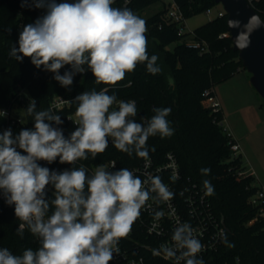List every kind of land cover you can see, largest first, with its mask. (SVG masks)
<instances>
[{"label":"clouds","instance_id":"obj_1","mask_svg":"<svg viewBox=\"0 0 264 264\" xmlns=\"http://www.w3.org/2000/svg\"><path fill=\"white\" fill-rule=\"evenodd\" d=\"M32 3L44 14L23 26L18 47H10L9 57L17 62L29 58L65 88L87 71L96 85L104 87L73 99L75 119H69L76 127L67 137L58 127L64 123L58 111L38 110L34 99L24 109L34 122L32 128H22L16 135L11 128L0 132V195L14 206L21 222L16 235L24 239L26 229L39 245L19 254L0 246V264H111L120 255V241L130 235L142 212L150 211L153 220L160 221L165 212L159 206L173 200L175 193L159 175L146 173L141 178L126 167L116 168L115 162L111 168L99 165L89 172L78 162L95 159L110 143L128 157L148 160L149 138L174 135L170 107H154L150 118L137 120L136 101L118 99L112 91L138 65L151 75L160 74L159 57L149 55L146 20L127 6H114L116 0ZM262 24L259 16H251L237 35L236 46L246 48L251 33ZM228 26L240 27V21L229 20ZM65 66L69 70L61 74ZM168 82L174 84L171 77ZM6 115L0 111V117ZM40 161L71 167L57 171ZM200 171L208 175L211 169ZM170 179L175 182L178 176ZM203 190L206 196L215 194L209 180L203 181ZM150 201L159 210L152 209ZM217 235L222 244L234 247L224 230ZM204 250L196 229L185 221L177 222L170 242L153 249V255L174 264H205L200 255Z\"/></svg>","mask_w":264,"mask_h":264},{"label":"trees","instance_id":"obj_2","mask_svg":"<svg viewBox=\"0 0 264 264\" xmlns=\"http://www.w3.org/2000/svg\"><path fill=\"white\" fill-rule=\"evenodd\" d=\"M159 1L164 3V0H116L114 6H127L139 13ZM172 2L179 7L183 19L173 21L167 18L171 2L145 19L148 52L150 56L155 54L159 57L157 63L162 72L151 75L144 65H138L112 91L118 99L136 101L137 120L150 118L154 107H170L168 119L175 129L174 135L165 139L159 136L149 138V156L160 162L167 152L172 151L178 158L184 180L201 186L204 180H209L214 186L215 194L211 196L213 207L225 221L228 241L234 247L222 244L204 260L205 264H237L236 258L240 259L239 264H264V218L259 217L250 223L259 215V209L250 203V197L260 187L255 177L245 172L242 155L232 157L231 144L237 140L224 127L222 108L213 110L203 102L206 90H209L208 95H215L216 83L232 77L244 67L238 52L233 49L227 14H218L192 32L180 33L181 24L187 18L217 3L215 0ZM22 3L24 0H0V109L10 102V95L20 86L33 94L38 110L49 108V101L55 94L74 99L84 91L93 88L99 91L104 87L96 85L91 72L87 71L76 75L73 84L65 88L53 79V73L43 67H35L29 58L17 62L9 57L10 47H18L23 26L44 14L43 9L33 6L32 0H27L23 7ZM254 8L264 19V0H259ZM189 35L194 43L200 45L190 44ZM173 42H176L174 49H169L168 45ZM60 72L63 74V69ZM169 77L174 84L168 82ZM75 108L72 101L70 108L64 109L62 114L74 112ZM5 123V118L0 117V132ZM153 147L154 152L151 151ZM112 160H115L116 168L130 169L144 159L128 157L109 144L105 153L78 164L83 163L92 172V168L105 166ZM47 167L56 169L55 164ZM203 168L211 169L210 174H202L200 170ZM240 172L244 173L240 175ZM18 229H21V222L15 216L14 206L0 201V246L17 254L24 248L39 246L26 229L24 239H20L16 235ZM147 256L149 264H171L156 256Z\"/></svg>","mask_w":264,"mask_h":264},{"label":"built area","instance_id":"obj_3","mask_svg":"<svg viewBox=\"0 0 264 264\" xmlns=\"http://www.w3.org/2000/svg\"><path fill=\"white\" fill-rule=\"evenodd\" d=\"M248 1L254 7L259 0ZM224 13V9L220 10L219 15ZM167 18L173 21L183 19V15L176 3L171 2ZM183 32L185 31L182 25L180 33ZM191 43L197 46L200 45V43H194V41H190V44ZM202 49H205V46H203ZM62 69L63 71H67L69 70V66H65V68ZM35 76H37V74ZM208 94L209 90H206L204 92V104L207 103V106L213 110L220 109L221 105L216 96ZM30 99L36 101L33 94H30L28 89L22 86L17 88V90L10 95V102L0 109V111L7 113L4 117L6 123L3 130L11 128L13 135H16L22 128L33 127L34 122L25 115L24 110L28 106ZM72 101V98L62 94L53 95L49 101V107L58 111V114L64 121V123L58 127L63 129L66 136L74 131L76 127L75 123L72 121L75 119V111L62 114L64 109L70 108ZM230 149L232 157L242 155V148L237 141L231 144ZM112 162H115V160L106 164L105 167L111 168ZM40 163L44 166H48L44 161H40ZM53 164H55V170L57 171L70 168L67 164H60L59 161ZM95 168H92V171H94ZM130 170L136 175L141 176V178H144L146 173L161 176L163 181L168 184L170 189L175 193V197L170 202L163 203L159 206V208H162L165 212V217L160 221H154L150 211L142 212L141 218L133 225L130 235L126 239L120 241V255L116 256L111 264H141V262L142 264H149L147 254L155 256L153 255V249L158 248L161 243L170 242L172 229L176 226L177 222H189L196 229V234L200 237L202 243L205 244V250L200 254L203 260L222 245L217 234L221 230L228 233V227L225 221L216 214L212 198L204 194L203 186L191 180L183 179L180 164L174 152H167L164 160L160 162L153 157H150L148 160H142L140 164L130 168ZM243 173L244 172H240V175ZM173 175L178 176L175 182L170 179ZM0 201L5 203L2 195H0ZM149 203L152 204L151 201ZM250 203L259 209V215L252 219L250 223L254 222L259 217L264 218V189H258L250 197ZM159 208L157 205L152 204V209L159 210ZM156 257L174 264L173 261L162 256ZM239 262L240 259L236 258V263L239 264Z\"/></svg>","mask_w":264,"mask_h":264},{"label":"rangeland","instance_id":"obj_4","mask_svg":"<svg viewBox=\"0 0 264 264\" xmlns=\"http://www.w3.org/2000/svg\"><path fill=\"white\" fill-rule=\"evenodd\" d=\"M170 2L172 0L156 2L136 14L146 19ZM223 9V5L217 3L209 10L187 18L181 25L184 26L185 33L192 32L196 27L216 17ZM188 38L189 42L192 41L191 35ZM175 45L176 42L170 43L168 48L174 49ZM251 76L252 74L243 67L232 77L216 83L214 91L218 94L224 110V127L242 143L245 172L252 174L256 184L264 189V102L252 84Z\"/></svg>","mask_w":264,"mask_h":264},{"label":"water","instance_id":"obj_5","mask_svg":"<svg viewBox=\"0 0 264 264\" xmlns=\"http://www.w3.org/2000/svg\"><path fill=\"white\" fill-rule=\"evenodd\" d=\"M216 3L222 4L227 14V24L229 20L240 21V27H229L228 31L233 42V49L238 52L243 66L252 74L251 82L264 102V24L254 30L250 35V44L243 50L239 49L235 40L237 35L243 30V25L248 19L257 15V10L249 3L248 0H215Z\"/></svg>","mask_w":264,"mask_h":264},{"label":"crops","instance_id":"obj_6","mask_svg":"<svg viewBox=\"0 0 264 264\" xmlns=\"http://www.w3.org/2000/svg\"><path fill=\"white\" fill-rule=\"evenodd\" d=\"M215 96H216V98L218 99V101L220 102L221 108H222V110H223L222 103H221V101H220V99H219V97H218V94L215 93ZM223 112H224V110H223ZM232 135H234V134L232 133ZM234 138H235V139L237 140V142H238V139H237L236 137H234ZM238 143L240 144L241 148H243V147H242V143H241L240 141H239Z\"/></svg>","mask_w":264,"mask_h":264}]
</instances>
